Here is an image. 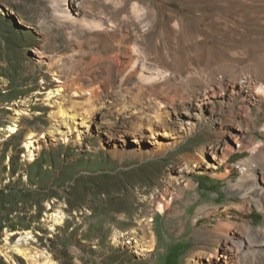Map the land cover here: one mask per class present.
I'll return each mask as SVG.
<instances>
[{"label":"rangeland","instance_id":"1","mask_svg":"<svg viewBox=\"0 0 264 264\" xmlns=\"http://www.w3.org/2000/svg\"><path fill=\"white\" fill-rule=\"evenodd\" d=\"M134 1L0 0V264H44L48 259L55 264H264L263 205L254 199V191L243 196L239 188L254 184L242 168L246 162L254 163L251 152L257 143L264 148L263 103H250L246 89L239 87L234 95L231 87L223 95H206L209 89H221V74L209 77L211 84L198 76H171L159 83L171 103L165 107L152 100V106L160 105L164 112L155 138L147 132L136 141L122 136V121L110 125L113 117L133 112L121 109L120 94L131 102L138 83L115 61L109 62L113 36L119 31L111 30L108 22H116L129 35L123 16ZM138 1L143 13L154 9L151 0ZM163 11V33L156 27L144 39L150 50L160 41L165 52L202 42L198 33L175 27L172 13ZM217 15L219 19L206 21L207 42L213 48L225 41L227 33L239 44L264 43L261 25L254 22V34L249 29L239 32L237 19L227 12ZM177 16L181 23L184 17ZM184 16L188 20L190 15ZM186 25L192 29V24ZM57 69L61 73L54 79ZM89 69L92 76L87 75ZM94 78L104 100L94 97L93 91L74 94L79 84ZM59 86L63 90L48 99ZM72 101L84 115L92 112L86 124H79L84 115L76 117L78 125L65 141L49 131L62 119L53 117L57 105L71 107ZM133 104L141 107L137 101ZM20 107L26 114L17 133L10 134L11 117ZM29 130L44 136L36 142L40 148L32 159L25 156L24 147ZM110 130L117 133L111 136ZM159 144L168 147L158 155L135 158L128 151H155ZM114 149L122 154L110 153ZM184 155L202 162L180 178ZM168 174L176 185L192 182L187 192L192 199L174 202L181 206L177 214L157 210V203L168 202L176 191L171 186L163 195L156 188ZM256 181L260 183L258 177ZM155 192L153 204L140 203ZM109 205L117 210L109 211ZM144 207L148 209L144 218L152 219V226L143 233L135 215ZM58 210L66 213L61 224L50 217ZM122 215L132 221L122 220ZM134 229L136 235L120 236L121 231ZM235 237L252 241V257L234 250L224 258ZM16 244L33 259L16 253Z\"/></svg>","mask_w":264,"mask_h":264},{"label":"bare ground","instance_id":"2","mask_svg":"<svg viewBox=\"0 0 264 264\" xmlns=\"http://www.w3.org/2000/svg\"><path fill=\"white\" fill-rule=\"evenodd\" d=\"M151 1L153 3L154 9L152 8L150 11L143 13L140 10L141 7L139 6V1L136 0L131 5L130 13L123 16L129 23V35L126 33V31H124L123 28H121V26H117L116 22H108L109 25L113 27L110 28L111 30H114V27H119L118 29L116 28V30L119 31V36L114 34V42L109 49L111 51V58H113L109 62L112 63L115 61L126 77H136L138 83V93L135 97H133L131 102L127 100L124 94H120L122 102L121 109L125 111L124 109L131 108V110L133 109V112L130 115H124L120 118L113 117L110 125H114V127H116L117 124L120 123L119 121H122V126L124 127V134L122 136H132L136 141H139V136L143 137L147 132H150L151 137L155 138L156 135L159 134V126H161L164 122H161L163 120L164 112H162V109L159 106L164 105L166 107L171 103L168 99L169 97H167V95H163V87L159 86V83L164 80H169L168 77L171 76L181 77L184 75L187 78L198 76L208 84H211L212 82L211 80L209 81L208 78L212 77L213 74H221V89H209V91H206V95L215 96L218 93L223 95V93H225L230 87L232 88V94L234 95L238 93L237 89L239 87L240 89H246L248 101L250 103H263L262 105H264V43L254 44V41H250L248 44H239V40H236L234 37H232L231 33H227L224 36L226 37L225 41L213 48L214 46L208 45L206 37V31L208 27L206 25V21L208 19L211 21L217 20L220 18V15L217 14L225 12H227L229 16L237 19V22H239L236 28L237 31L242 32L243 30L249 29L250 33L254 34V22L255 25H261L264 27L262 20L264 18V2L262 0ZM163 9H166L172 13L171 21L175 27H180L187 34L198 33L202 36V42L198 43L197 41H194L189 45L185 43L183 45L180 44L181 46H178L179 48L176 46L178 49L174 51L172 50L171 52H165L160 41V44H158V42L154 50H150L147 44H145L144 39L146 38L147 34L156 27H160L161 34L163 33ZM185 14L190 15L187 17L188 20L185 19ZM177 15H182L184 17V20H182L181 23L178 21ZM250 21H252V23H250ZM188 23L192 24V29L187 28L186 24ZM250 24L253 25L249 26ZM93 26L101 25L94 23ZM143 26H146L147 28L142 29L141 27ZM178 44L179 43H177V45ZM229 58H234V60H230ZM236 59L239 61H236ZM59 73H61V69H57L53 72L54 79H57ZM87 75L92 76L91 70L88 71ZM100 83L101 82H99V85ZM208 84L207 87L209 88ZM61 88L62 86H59L57 89L51 90L48 93V99L53 98L55 93L59 94L63 90ZM86 91H93L94 97L104 100L101 99V97L104 96L98 89V80L96 78L92 80L88 79L84 85L79 84V87L76 91H74V94L78 92L82 94ZM162 96L167 99H162ZM206 98H208V96H206ZM152 100H158L160 105L154 108L152 106L154 105ZM134 101H137L139 104H141L139 109L134 107ZM76 105V101H72L71 107H65L62 104L57 105V111L56 113H53V117H61L62 119L59 121V123L56 122L53 125L52 129L49 131L50 134L53 136L59 134L62 136V139L66 141L67 136L78 125V123L75 121L76 117H81L84 115L79 111V108H77ZM69 109H74V112H70ZM87 112L88 114L83 116L82 121L79 123L80 125L86 124V122H88V115L92 112V109L87 110ZM24 114H26L25 108H15V113L11 117V123L8 127V132L10 134L17 133ZM62 127H65L66 131H62ZM113 131L115 130H110L109 132L111 136L113 135ZM43 137L44 136L37 135L32 130H29L24 144V147L26 148V157L29 159L33 158L34 151L40 148L37 147L38 145L35 146L36 142L39 143ZM54 139L56 138L54 137ZM261 146L262 142L257 143L254 147V152H251V154H253L252 157H254V163L246 162L242 168V170L245 172L246 178L251 177L254 180V184L248 188H243L242 185H239V188L243 190V196H247L254 191V199L261 202L264 209V148ZM167 147L168 146L166 145L164 146L159 144L157 150L155 151H128L131 157L140 158L145 154L148 156L158 155L163 150H167ZM110 153L116 154L120 152L114 149V151L112 150ZM229 158L230 155H228L225 159L228 160ZM182 160L183 163L181 167L183 170L179 173L180 178L185 177L186 171L192 169L193 164L195 165L202 162L201 158L196 156L191 157V155H184ZM257 177L259 178L260 183L256 181ZM171 186L175 187L176 190L172 198L168 202L162 203L160 201L157 203V210L160 213H165L167 210H172L174 213H176L177 208H180L181 206L179 207V204H174V202L183 198L188 199V201L192 199V195H187V192L192 190V182L190 180L184 185H176L171 175L168 174L166 175L165 180L160 181V183L157 184L156 188L162 191L163 195H165ZM147 190L149 191L148 188ZM156 193L157 192L151 194L150 196L143 197L140 199V203H145L148 206L153 204L157 198ZM119 197L121 198V196ZM110 210L114 212L117 210V206L111 205L109 211ZM147 212L148 209L144 207L141 208V210L135 215V217L138 219V221H135V223L139 225L143 233L148 228L151 229L152 226L150 223L152 219L147 220L144 218V215ZM50 217L56 224H61L66 218V213L62 210H58L57 212L51 214ZM121 219L126 220L127 222L132 221V219H128V216L126 215H122ZM128 234L136 235V230L134 229L128 233L121 231L120 236L126 237ZM7 238L8 236L5 238L6 241ZM135 238L136 237L132 239ZM235 238V242L227 247L224 258L227 259V255H232L234 250H240V255L243 257H252L255 252L254 249H252V241L247 243L240 237ZM153 244L154 242L152 240L149 248H151ZM14 251L22 256L33 259V256L30 254V252L19 244H16ZM31 264L38 263L36 261H32ZM44 264L55 263L48 259Z\"/></svg>","mask_w":264,"mask_h":264}]
</instances>
